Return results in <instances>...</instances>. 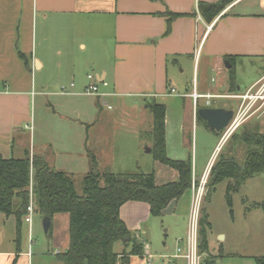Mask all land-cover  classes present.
Returning <instances> with one entry per match:
<instances>
[{
	"label": "crops",
	"instance_id": "0c3cea01",
	"mask_svg": "<svg viewBox=\"0 0 264 264\" xmlns=\"http://www.w3.org/2000/svg\"><path fill=\"white\" fill-rule=\"evenodd\" d=\"M219 1L0 0V156L38 157L72 180L76 174L83 180L91 172L149 174L142 155H152L148 106L156 104L165 108L167 157H190L191 180L196 181L197 142L192 140L198 127L219 141L223 132L211 130L197 111L235 112L237 96L264 78V0H234L207 21L199 4ZM88 76L104 98L85 94L92 83ZM193 94L216 98L194 100ZM252 123L264 125V118ZM145 147L149 152L143 153ZM210 149L208 145L199 152L201 175ZM152 163L161 169L160 163ZM160 171L165 183H158L153 171L155 185L177 180L174 170ZM183 195L161 215L179 214ZM149 216L146 203L126 202L119 208V218L140 243L134 230ZM23 225L24 218L20 237ZM187 226L177 238H186ZM16 227L14 216L0 214V264H33L31 246L15 242ZM27 233L30 244L31 223ZM176 240V248L184 249V241ZM209 249L207 235L203 256L217 264L219 254ZM113 250L120 254L129 248L121 241ZM148 250L143 244L144 254L129 257L127 264H146L147 257L152 264L154 259L186 264L181 258L170 262L168 256H152Z\"/></svg>",
	"mask_w": 264,
	"mask_h": 264
},
{
	"label": "trees",
	"instance_id": "16d2710c",
	"mask_svg": "<svg viewBox=\"0 0 264 264\" xmlns=\"http://www.w3.org/2000/svg\"><path fill=\"white\" fill-rule=\"evenodd\" d=\"M233 1L199 4V12L207 21H211ZM232 83L231 80L230 85ZM148 108L152 114V158L177 173L174 182L157 186L153 173L140 171L131 174L91 172L83 178L82 195L78 196L72 178L53 170L42 159L26 156L4 160L0 156V214L15 217L17 245L21 219L26 216V208L32 202L34 212L42 218L51 220L57 214L68 216V247L63 253L57 254L63 264H127L129 257H141L144 254L142 243L131 236L119 218V208L126 202H142L149 206L150 216L159 217L169 203L179 200L192 184L191 158L174 161L166 155L164 106L152 104ZM236 136H239L238 132L229 141ZM238 138L240 145L248 147L243 164L233 159L216 161L211 168L207 187L208 194L217 183L230 180L226 188L228 203L230 195L237 192L245 180L264 171V133H259L254 126ZM255 207L262 208L264 213V203L255 204ZM209 229L210 223L202 215L198 229V249L201 254L207 252ZM127 235L130 239L123 244L129 250L115 253L114 244L121 242ZM254 261L255 264H264V255ZM203 262L214 264L209 256H203Z\"/></svg>",
	"mask_w": 264,
	"mask_h": 264
},
{
	"label": "rangeland",
	"instance_id": "374dc122",
	"mask_svg": "<svg viewBox=\"0 0 264 264\" xmlns=\"http://www.w3.org/2000/svg\"><path fill=\"white\" fill-rule=\"evenodd\" d=\"M189 76L190 74H185L184 79L189 80ZM198 78H200V74ZM212 102L215 105L226 104L224 100H212ZM228 103H231V101ZM147 114L149 118L150 115L149 113ZM253 121L242 125L237 130L238 135L242 136L248 129L252 130L254 126L259 133H264V125H253ZM244 127L246 128L243 130ZM204 132L207 131L198 127L196 138L194 137L192 140V144L197 142L196 182L201 176L199 157L202 155L199 152L209 145L211 149L208 151V155H211L219 141L218 137L212 139V137H208V133ZM239 136H236L233 140L230 139L231 141L220 147L215 157V162L233 159L241 165L243 164L248 147L241 145V147L237 148L241 144ZM233 147H235L234 150H232ZM148 149L150 147H145L142 150L143 153ZM189 150L191 151V145ZM172 153L170 151V154ZM142 158L150 163V165L149 163L145 164L146 171L148 173H153L154 171L157 182L165 183V180H163L164 175L160 170H166L167 167L159 165L161 169L157 171L156 167L152 168V162H154L152 155H142ZM81 180L82 178L79 174L73 176L74 187L78 196L82 195ZM208 182L209 178L205 185L206 192L204 191L199 204V218L205 215L207 222L210 223V229L207 231L209 251L212 254H219L215 260L217 264H255V258L264 255V213L262 208L255 207V204L264 203V171L245 180L237 192L230 195V203L226 200V188L228 183L231 182L230 180H222L217 183L207 194ZM190 190L181 199L179 206L181 211L179 214H165L159 217L149 216L147 221L144 220L140 223L139 229L136 228L134 230L140 237L141 243L144 246L145 244L148 246V251L152 256L175 255L176 239L182 238H177V234L180 235L184 225H188V217L193 205L194 194ZM31 221V242L29 244L27 241L28 224L25 223L21 230L20 244H23L22 247L25 248L29 245L31 246L29 253L33 256V264H63L59 261L55 252L59 251V254H61L68 247V216L66 214L55 215L51 219V227L47 234L43 232V218L41 215L34 212ZM153 261L154 264H161V262H156L155 259Z\"/></svg>",
	"mask_w": 264,
	"mask_h": 264
},
{
	"label": "built area",
	"instance_id": "2783aa9c",
	"mask_svg": "<svg viewBox=\"0 0 264 264\" xmlns=\"http://www.w3.org/2000/svg\"><path fill=\"white\" fill-rule=\"evenodd\" d=\"M88 79L92 81V83L86 88L85 94L87 95H98L99 97H105L106 94L99 91L98 86L93 82V77L88 76ZM106 86V84H103ZM62 92H65V89L61 88ZM194 100L198 98H203L206 100L216 98L211 95L199 96L197 94H193ZM237 99L240 100V104L235 112H233V116L229 121L226 128L223 130L221 139L215 151L213 152V156L210 157L202 175L198 182L195 180L192 181L191 184V192L194 194L193 205L191 207V211L188 217V228L186 238L179 239L178 243H182L184 241V249L181 247H177L175 251V255L168 256L170 262L172 259L181 258L184 259L186 264H202L203 263V254L199 252L198 249V229H199V204L203 193L205 191V185L209 178L211 168L215 163V157L220 147L235 133L237 130L244 125L248 120L254 119H263L264 118V78L257 82L252 88H250L245 94L237 96ZM209 104V103H207ZM206 192V191H205ZM34 213V208L31 202L26 208V216L24 217V221L27 224L31 223V217ZM146 264H152L150 261V257L145 258Z\"/></svg>",
	"mask_w": 264,
	"mask_h": 264
},
{
	"label": "water",
	"instance_id": "95a60500",
	"mask_svg": "<svg viewBox=\"0 0 264 264\" xmlns=\"http://www.w3.org/2000/svg\"><path fill=\"white\" fill-rule=\"evenodd\" d=\"M198 116L203 119L207 126L216 132H221L226 128L229 121L233 116L232 110L226 109H206L201 108L197 111ZM149 152V150H147ZM51 226V220L49 218H43L42 227L43 232L45 234L48 233L49 228ZM129 240V236H125L122 238L123 242H127Z\"/></svg>",
	"mask_w": 264,
	"mask_h": 264
}]
</instances>
